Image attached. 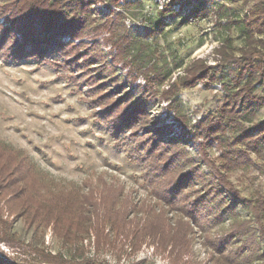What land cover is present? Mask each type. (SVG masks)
I'll return each mask as SVG.
<instances>
[{"label": "rangeland", "instance_id": "1", "mask_svg": "<svg viewBox=\"0 0 264 264\" xmlns=\"http://www.w3.org/2000/svg\"><path fill=\"white\" fill-rule=\"evenodd\" d=\"M139 1L90 0L95 23L84 38L69 41L63 38L65 47L46 54L44 60L0 57V142L21 151L43 174L45 182L51 179L53 184L60 183L66 188L74 184L86 191L88 188L97 191L103 184L114 186L111 191L126 196L137 209V216L143 217L141 210L145 207H153L156 212L162 208V201L153 193L154 184L165 186L164 182L176 180L170 167L187 168L185 160L173 163L168 160L164 152L170 147L152 144L150 134H156L155 130H166L158 140L182 138L184 143L177 142L185 146L187 157L191 156L195 164L208 172L197 155L206 138L199 128L215 118L228 96L238 92L239 81L234 85L238 65L233 62L243 58L239 51L244 40L240 26L254 0H202L199 5L186 3L182 8L174 5L168 9L163 6L167 0ZM124 2L130 4L124 6ZM192 6L201 9L191 14ZM162 7L165 10L160 14ZM171 10L177 15L169 16ZM116 12L117 18H113ZM2 21L0 18L1 25ZM106 21L114 28L107 27L103 23ZM4 29L0 26V34H14L9 30L3 32ZM15 38H20L19 34ZM195 61L196 71L202 65L213 66L214 71L222 70L221 78L195 81L188 74ZM152 69L160 73L161 80L154 86L159 92L169 91L179 77H186L189 86L177 84L172 88L177 93L169 95L170 99L145 95L144 76L156 78ZM262 82V85L255 83L256 101L240 115L243 117L239 122L244 126L264 120ZM126 95L127 104L122 102L118 109L112 107ZM132 103L141 104L142 113L129 117L126 125H119ZM234 133L229 130L227 136ZM182 147L177 150L182 151ZM206 152L216 159L220 149L209 141ZM258 152L250 151L244 164L227 173L240 194L251 199L256 191L264 193L263 141L258 143ZM0 211V264L22 258L20 251L25 248L21 243L68 254L50 229L27 227L20 219L12 222L3 202ZM236 213L247 217L250 210L237 206ZM177 214L169 207L166 214L169 227L177 226ZM230 221L226 216L203 229L190 221L192 229L187 235L190 253L182 260L190 257L187 264H224L213 259L211 250L202 242L207 234L227 228ZM8 233L16 235L19 243L13 242L17 248L9 247ZM96 259L108 264H172L166 254L154 252L149 245H143L133 257L117 260L113 253L106 252Z\"/></svg>", "mask_w": 264, "mask_h": 264}, {"label": "trees", "instance_id": "2", "mask_svg": "<svg viewBox=\"0 0 264 264\" xmlns=\"http://www.w3.org/2000/svg\"><path fill=\"white\" fill-rule=\"evenodd\" d=\"M200 2L202 0H167L163 6L165 9L174 5L182 8L186 3L199 5ZM91 3L90 0H0V18L3 20L0 26L5 27L3 32L14 31L12 35L0 34V57L44 60L46 54L65 47L63 38L66 37L67 41L84 38L89 34L90 25L95 23ZM129 4L124 2V6ZM165 9L162 7L159 13L163 14ZM200 9V6H192L189 11L192 14ZM117 13L112 15L113 18H117ZM175 15V10L169 12V16ZM103 23L110 29L114 28L109 21ZM240 29L244 40L239 51L243 58L233 62L238 65L234 80V85L239 81L236 86L238 92L228 96L215 118L199 128L206 138L197 155L204 161L208 172L195 164L191 156L187 157L185 146L178 145V142L184 143L180 140L182 138L158 140V136L166 131L163 128L155 130L154 135L150 134L153 145L158 143L157 147L159 144L162 148L170 147L164 153L171 163L185 160L187 164L185 170L170 167L171 173L176 175L173 182H161L165 186L159 182L154 184L153 193L163 203L157 212L153 207H145L141 210L144 216H137V209L126 196L111 191L114 186L103 184V188L97 191L90 188L86 191L74 184L66 188L60 183L53 184L51 179L45 182L43 174L28 162L21 151L0 142V202H3L7 215L12 222L20 219L27 227L50 229L60 246L69 251L68 254L59 250L51 252L37 244L21 243L25 248L20 251L23 257L11 264H108L98 261L96 256L111 252L117 260L123 256L129 258L135 256L143 245L166 254L172 264H187L190 257L182 259L190 253L187 237L192 229L190 221L203 229L219 223L226 216L231 220L227 228L203 238L202 243L211 250L213 259L224 264H264V193L256 191L254 198L244 197L227 175L247 161L250 151L258 152L259 141L264 142V120L251 126L239 122L243 117L241 113L256 101V96H253L255 83L262 85L264 80V0H254L241 21ZM16 34L20 38H15ZM196 63L189 66L191 71L188 73L195 77V81L221 78L222 70L214 71L215 67L202 65L196 71ZM151 72L156 74V78L150 80L149 76H144L147 84L142 88L146 89L142 93L150 94V97L159 95L170 99L169 95L177 93L172 92L177 84L189 86L186 77H179L169 91L159 92L154 86L161 80L160 73L156 69ZM121 99L112 107L118 109L122 102H129L128 95ZM141 111V104L132 103L119 125H126L129 117L139 116ZM229 130L235 131L233 136H227ZM209 141L215 142L220 149L216 159L206 152ZM177 145L183 150L178 151ZM169 166L168 162L167 168ZM168 206L179 214L176 227L167 224ZM237 206L249 209V215H237ZM8 236L9 247L17 248L13 242L19 243L16 235L8 233ZM90 251L92 255H89Z\"/></svg>", "mask_w": 264, "mask_h": 264}]
</instances>
